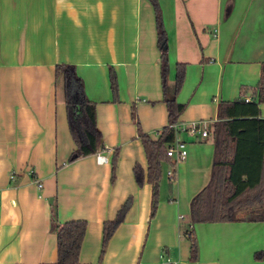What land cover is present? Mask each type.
Instances as JSON below:
<instances>
[{"label": "crops", "instance_id": "obj_1", "mask_svg": "<svg viewBox=\"0 0 264 264\" xmlns=\"http://www.w3.org/2000/svg\"><path fill=\"white\" fill-rule=\"evenodd\" d=\"M158 1L169 95L176 64L186 65L176 96L185 104L178 124L202 121L210 134L177 135L187 143V156L162 163L151 218L152 186H138L133 173L135 165L147 170L140 134L155 140L168 124L150 2L0 0V264L57 263L52 203L59 223L86 222L78 264H95L103 224L127 200L129 209L101 264H264V222L190 225V202L211 177L218 103L240 97L241 88L247 89L241 97L250 98L259 80L264 0ZM61 64L73 65L82 79L105 148L73 162L64 81L55 76ZM260 114L264 118V104ZM99 155L105 162H98ZM257 253L261 260L254 259Z\"/></svg>", "mask_w": 264, "mask_h": 264}, {"label": "trees", "instance_id": "obj_2", "mask_svg": "<svg viewBox=\"0 0 264 264\" xmlns=\"http://www.w3.org/2000/svg\"><path fill=\"white\" fill-rule=\"evenodd\" d=\"M155 15L157 47L160 52L161 84L163 102L166 105L168 124L163 127L157 139L140 134L147 160L146 172L139 165L134 166V178L138 186L144 182L152 186L151 218L158 205V185L162 163L169 160L167 147L175 139L173 125L185 109V104L176 101L184 83L186 65L176 64L172 94H168L167 43L158 0H148ZM109 84L112 98L117 99V81L114 71L109 69ZM55 76L64 81V100L69 134L75 145L68 158L73 162L104 150L101 134L96 127L95 104L85 94L82 79L73 65H57ZM247 89L241 88L240 97L232 101H221L217 108V121L212 127L214 154L211 177L190 202V225L198 223H220L234 221L264 222V118L260 105L264 104V63L260 66L257 84L251 89L250 98L245 101ZM116 157L112 160L114 168ZM130 206L127 200L118 210L114 220L105 222L102 228V244L98 260L101 264L108 241L123 222ZM50 229L57 238V263L78 264L79 254L86 233L85 221L59 223L56 220L54 203L50 205ZM190 242V259L194 260L197 246L192 229L187 230ZM263 253L254 255L261 260Z\"/></svg>", "mask_w": 264, "mask_h": 264}, {"label": "built area", "instance_id": "obj_3", "mask_svg": "<svg viewBox=\"0 0 264 264\" xmlns=\"http://www.w3.org/2000/svg\"><path fill=\"white\" fill-rule=\"evenodd\" d=\"M245 101H248L249 98H244ZM172 128L175 130V139L172 144L167 147L166 156L171 159L173 162H180L185 160L187 156V143L179 138L177 135L186 134L190 137L196 138L200 136L201 138L207 137L210 132L205 129V123L202 121H194L190 122L187 125L176 124L173 125ZM98 162H105V157L97 156ZM167 176L171 179L173 176V172L169 170L167 172Z\"/></svg>", "mask_w": 264, "mask_h": 264}]
</instances>
